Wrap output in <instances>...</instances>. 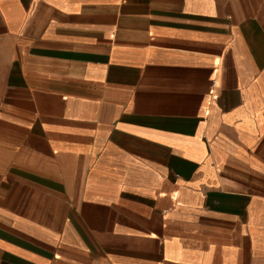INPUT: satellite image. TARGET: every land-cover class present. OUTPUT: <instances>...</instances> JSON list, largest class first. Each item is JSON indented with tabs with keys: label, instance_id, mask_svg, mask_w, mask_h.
I'll use <instances>...</instances> for the list:
<instances>
[{
	"label": "crops",
	"instance_id": "1",
	"mask_svg": "<svg viewBox=\"0 0 264 264\" xmlns=\"http://www.w3.org/2000/svg\"><path fill=\"white\" fill-rule=\"evenodd\" d=\"M0 264H264V0H0Z\"/></svg>",
	"mask_w": 264,
	"mask_h": 264
}]
</instances>
